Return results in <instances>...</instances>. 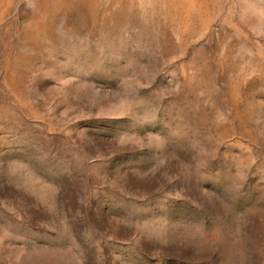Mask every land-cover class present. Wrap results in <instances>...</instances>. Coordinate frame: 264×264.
Listing matches in <instances>:
<instances>
[{
  "label": "rangeland",
  "instance_id": "1",
  "mask_svg": "<svg viewBox=\"0 0 264 264\" xmlns=\"http://www.w3.org/2000/svg\"><path fill=\"white\" fill-rule=\"evenodd\" d=\"M0 264H264V0H0Z\"/></svg>",
  "mask_w": 264,
  "mask_h": 264
}]
</instances>
